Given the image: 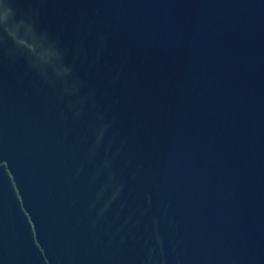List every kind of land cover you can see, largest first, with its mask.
<instances>
[{
    "label": "water",
    "instance_id": "obj_1",
    "mask_svg": "<svg viewBox=\"0 0 264 264\" xmlns=\"http://www.w3.org/2000/svg\"><path fill=\"white\" fill-rule=\"evenodd\" d=\"M0 264H264V0H0Z\"/></svg>",
    "mask_w": 264,
    "mask_h": 264
}]
</instances>
